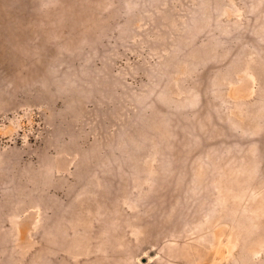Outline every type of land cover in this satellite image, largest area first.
Here are the masks:
<instances>
[{"label":"rangeland","instance_id":"obj_1","mask_svg":"<svg viewBox=\"0 0 264 264\" xmlns=\"http://www.w3.org/2000/svg\"><path fill=\"white\" fill-rule=\"evenodd\" d=\"M146 263L264 264V0H0V264Z\"/></svg>","mask_w":264,"mask_h":264},{"label":"bare ground","instance_id":"obj_2","mask_svg":"<svg viewBox=\"0 0 264 264\" xmlns=\"http://www.w3.org/2000/svg\"><path fill=\"white\" fill-rule=\"evenodd\" d=\"M144 255H146V254H144ZM151 258V257H150ZM150 262V261H149ZM147 264V263H146Z\"/></svg>","mask_w":264,"mask_h":264}]
</instances>
